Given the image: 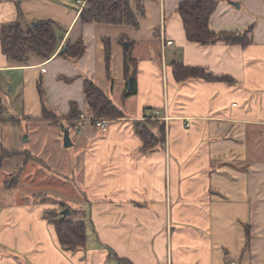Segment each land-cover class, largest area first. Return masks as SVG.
<instances>
[{"label":"crops","instance_id":"0c3cea01","mask_svg":"<svg viewBox=\"0 0 264 264\" xmlns=\"http://www.w3.org/2000/svg\"><path fill=\"white\" fill-rule=\"evenodd\" d=\"M181 1L142 0L144 14L136 28L82 22L76 0H0V28L12 21L27 26L50 19L57 24L59 50L67 42L85 45L79 58L58 50L49 59L33 56L19 65L3 54L0 42V140L41 158L31 171L52 167L77 185L71 205L65 196L56 202L46 193L18 190L20 178L17 187L6 188L9 175L0 177V264H264V0H218L211 15L215 31L251 27L246 47L189 41L177 12ZM162 36L175 44L164 47ZM121 38L132 42L138 60L137 92L126 98L128 42ZM105 39L111 41L110 72ZM174 62L205 67L230 81H177ZM85 79L115 103L110 92L118 83L116 104L125 116L109 118L106 130L88 116ZM39 81L49 111L65 116L77 103L84 114L72 128L80 149L60 159L53 156L58 148L45 125L64 128L68 121L41 119ZM155 110L160 114L152 116ZM145 118L165 123L164 145L149 151H142L134 126ZM22 125L32 127L26 136L19 133ZM18 134L25 143H15ZM17 191L25 192L24 198L15 197ZM64 208L81 212L85 248L59 244L46 213Z\"/></svg>","mask_w":264,"mask_h":264},{"label":"trees","instance_id":"16d2710c","mask_svg":"<svg viewBox=\"0 0 264 264\" xmlns=\"http://www.w3.org/2000/svg\"><path fill=\"white\" fill-rule=\"evenodd\" d=\"M218 0H182L177 8L181 16L186 37L189 41L202 45L213 44L219 41L228 44H241L246 47L251 43L249 33L251 27L243 32L239 31H215L210 27V18L215 11ZM144 14L142 0H87L81 8L79 19L82 22H97L109 24H127L136 28L140 26V16ZM56 23L53 20H40L24 26L20 21L5 23L0 28V42L3 54L12 62L26 65L33 56L49 59L58 50L60 39L56 33ZM123 43L128 42L125 48L124 71L126 81L131 78V87L123 93L126 98L137 92L138 60L132 54V42L121 38ZM106 66L110 72L111 65V41L105 39ZM85 50L83 41L78 40L71 44L66 43L58 54L68 58H79ZM173 73L177 81L190 78H204L206 80H229L228 76H218L209 72L205 67L189 66L173 63ZM38 89L43 104V116L41 119L57 122L62 118L68 121V129L76 128L82 122V113L77 103L71 104L70 112L65 116H57L46 108V94L42 81L38 82ZM83 93L88 109V116L93 119L107 117L110 119L125 116L124 110L117 105L109 95L91 79H85ZM3 110L0 100V111ZM17 125L19 119L8 118ZM135 130L143 140L142 151H149L156 146L165 143V123L162 120L145 118L135 121ZM0 169L8 159L20 157L22 164L9 174L5 179L6 188H15L19 183L20 174L25 164L43 162L35 153L29 149L8 148L0 140ZM65 207L64 204H62ZM71 212L73 211L70 208ZM46 218L55 226L59 244L68 250L85 248L87 241L86 223L84 219L73 220L69 216L61 215L60 210L46 213ZM249 235V231H248Z\"/></svg>","mask_w":264,"mask_h":264},{"label":"rangeland","instance_id":"374dc122","mask_svg":"<svg viewBox=\"0 0 264 264\" xmlns=\"http://www.w3.org/2000/svg\"><path fill=\"white\" fill-rule=\"evenodd\" d=\"M117 84H116L115 92H110V95L116 101V103H120L119 97L117 94L118 92L117 89L119 88V86ZM127 87H128V81H125L122 86V89L126 91ZM133 95H135V93ZM45 126H47V128L49 129L48 130L49 132L47 131L50 135L49 140L51 141L52 144H55V146L58 148L57 151L53 153V156H55L54 158L60 159L64 157L65 155H67L72 150L80 149V146L77 141V136L72 128L68 129V126H65L63 128L61 123H58V124L51 123V125L50 123H46ZM28 127L29 126L22 125L19 129V133H21V135L22 134L27 135L29 132L32 131V127H29V128ZM66 129L69 130L70 138L72 139V143H73L70 146L65 145ZM24 135L19 136L18 134V138L14 140L15 143H19V144L25 143L24 137L26 135L25 136ZM41 157L43 156L41 155ZM33 163L34 162H30V164L24 169V173L22 174V176H20V181L22 180L21 182L24 186L20 185L18 190H21L20 188L22 189L25 188V190L28 191V195H36L37 193H46V195L48 196L47 200L56 201V202L58 199L62 201L60 197L65 196L66 199L70 200V204L72 205L71 201H75L74 197H75V190H77V187H76L77 185L73 183V181L69 179L68 177L65 178L64 176H61L59 174L60 172L57 169H54L52 167L51 168L41 167V169L39 170H35L34 168V171L33 170L31 171V167L33 166ZM51 163L54 164V162H51ZM17 164L18 165L22 164V158L17 157L14 159H8L4 167L0 169V177L3 175L4 177H6L7 175L11 174L16 169ZM64 164L66 167L68 166L66 162H64ZM54 167L56 168V165H54ZM62 169L64 170V168ZM23 193L21 191H17V194L15 195V197L22 199L24 198ZM2 205H5V204L2 202ZM68 216L69 218L73 220L81 219V212L77 211L76 209H73L71 214H69Z\"/></svg>","mask_w":264,"mask_h":264},{"label":"built area","instance_id":"2783aa9c","mask_svg":"<svg viewBox=\"0 0 264 264\" xmlns=\"http://www.w3.org/2000/svg\"><path fill=\"white\" fill-rule=\"evenodd\" d=\"M76 1H77L78 3H81V7H83V6L85 5V3H86L84 0H76ZM162 41H163V45H164V47H165V46H169V45L171 46V45H174V44H175L174 40H171V39L165 38L164 36H162ZM42 70H43V71H46V68L43 67ZM234 105H235V104H234ZM159 114H160V111H159V110H155V111L153 112V115H152V116H157V115H159ZM83 117H84V115H82V118H83ZM167 119H168L167 116L163 117V120L167 121ZM93 121H94V125H95L97 128L101 129V130H106L107 127H108V124H109V118H107V117H98V118H94Z\"/></svg>","mask_w":264,"mask_h":264},{"label":"water","instance_id":"95a60500","mask_svg":"<svg viewBox=\"0 0 264 264\" xmlns=\"http://www.w3.org/2000/svg\"><path fill=\"white\" fill-rule=\"evenodd\" d=\"M126 47H129L128 43H126ZM130 87H131V78H129V80H128V87L127 88L129 89ZM65 145L66 146L72 145V140L70 138V134H69L68 129H66V131H65ZM70 213H71V210L69 208L62 210V212H61V214L63 216H68Z\"/></svg>","mask_w":264,"mask_h":264}]
</instances>
